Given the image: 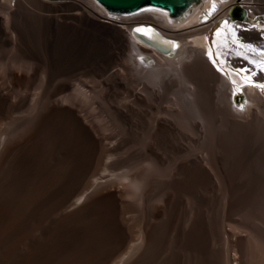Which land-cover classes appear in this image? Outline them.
Segmentation results:
<instances>
[{
    "label": "bare ground",
    "instance_id": "1",
    "mask_svg": "<svg viewBox=\"0 0 264 264\" xmlns=\"http://www.w3.org/2000/svg\"><path fill=\"white\" fill-rule=\"evenodd\" d=\"M261 15L0 0V55L17 57L0 71V264H230L225 224L264 191ZM115 137L137 149L115 157ZM263 208L241 233L264 238Z\"/></svg>",
    "mask_w": 264,
    "mask_h": 264
},
{
    "label": "rangeland",
    "instance_id": "2",
    "mask_svg": "<svg viewBox=\"0 0 264 264\" xmlns=\"http://www.w3.org/2000/svg\"><path fill=\"white\" fill-rule=\"evenodd\" d=\"M12 5H14V3L12 4ZM105 9V8H104ZM106 10V9H105ZM108 13H110L111 15L112 14H117V13H113V12H110V11H108V10H106ZM125 15V14H124ZM127 15V14H126ZM128 15H130V14H128ZM260 21L261 22H264V15H261L260 16ZM255 23V22H254ZM135 30V29H134ZM104 53L105 54H107V55H109V52H108V49H105L104 50ZM104 54V55H105ZM8 55V56H7ZM11 55V56H10ZM5 56V54L4 55H0V66H2L1 68H0V71H1V74H5V72H6V69L8 70V71H11L12 69H14L13 67H12V65H8V64H13V62H14V59H15V61L17 60L16 58V56L15 55H13V54H11V53H6V56ZM10 56V57H9ZM14 56V57H13ZM7 57V58H6ZM5 59V60H4ZM8 59H9V61H8ZM5 61L4 63L3 62H1V61ZM98 60L99 59H97V61H94L93 62V64H90V66L88 65V67H86L85 69H82V70H80V72L81 73H84V74H87L86 73V71H84V70H87V72H89V71H91V70H93L94 69V67H95V63L96 62H98ZM7 62V64H5ZM2 64V65H1ZM97 67H98V65H97ZM3 71H2V70ZM90 69V70H89ZM157 70V69H156ZM5 71V72H4ZM157 71H159V69L157 70ZM169 71V70H168ZM3 72V73H2ZM7 73V72H6ZM219 73V72H218ZM171 77L173 78V76H175L174 75V73L171 71ZM256 81H257V84H259V76H257L256 75ZM177 83H178V86L175 88V91L177 92V91H180L181 89H183V92L185 91V89H184V87H182V85L179 83V81H177V79L176 78H173ZM7 80H8V78H6V82H7ZM220 86H224V82H220ZM99 91V90H98ZM239 95H240V100L241 101H239L238 103H237V108L238 109H242L241 108V105L243 106L245 103H246V100H245V98H246V95L244 94V93H239ZM239 95H237V97H239ZM183 96L185 97L186 96V93H183ZM241 97H243V99L244 100H242L241 99ZM121 98V97H120ZM122 99V98H121ZM171 101H174L175 103H177V104H179V103H181V100H179L176 96H173V97H171ZM245 103H244V102ZM240 103V104H239ZM246 105V104H245ZM114 140V141H113ZM117 140V141H116ZM113 141V142H112ZM108 143V142H107ZM109 143H114L115 145H116V147L118 148V150L116 151V155H115V157H117V155L121 152L122 153V151H123V153L121 154H119L118 155V157H123V156H125L126 155V153H127V150L128 151H135L137 148H136V144H134V146H133V144H121L122 142H119L118 143V139L115 137V139H112L111 141H109ZM118 145H117V144ZM136 145V146H135ZM120 148H119V147ZM130 146V147H129ZM122 147H124V148H122ZM127 147V148H126ZM128 147H129V149H128ZM121 149V150H120ZM124 149H126V150H124ZM124 154V155H123ZM123 168H120V169H118V170H120V172L119 173H122L123 172V170H122ZM121 170H122V172H121ZM117 171V170H116ZM110 172V174H114V173H118V172ZM256 184V183H255ZM254 185V184H253ZM260 186V188L258 189V187ZM263 186H261V185H257L256 186V188H255V185H254V188L255 189H253V192L255 193V195L253 194L252 196H251V198H250V204H249V207H248V209H249V211L248 210H246V211H248V212H246V217H247V222H246V224L248 223H251V222H248L251 218H249V216H247V213H248V215H250V217H252V218H254V217H257V214H258V210H257V207H259V205L261 206V207H264L263 205H264V191H260V190H263V188H262ZM260 191H258V190ZM257 191V192H256ZM256 194H258L259 196H257ZM262 196V197H261ZM254 198V200H253V198ZM262 198V199H261ZM258 200V201H257ZM254 201V202H253ZM260 202V203H259ZM263 202V203H262ZM258 204V206H257V204ZM253 204H254V207H253ZM252 205V206H251ZM222 206H223V204H222ZM220 207V206H219ZM253 207V208H252ZM221 209V213H222V207H220ZM255 208V209H254ZM254 209V210H253ZM264 209V208H263ZM257 212V213H256ZM252 215H251V214ZM245 217V218H246ZM242 219V218H241ZM246 220V219H245ZM245 221H243V219H242V226H238V229L237 228H235V226H232L233 228H234V230H233V228H231V226H229V224L230 223H227L226 222V224H225V235H224V237L225 238H227L228 236V238H229V241L231 242H236V238L239 236V237H241L242 236V238L243 239H245L244 241L246 242V244H245V248L248 250L247 251V255L245 256V258L243 257L242 258V256H241V254L239 253V254H237V252L236 251H234V250H237L236 249V247H235V242L234 243H232L231 242V244L233 245L232 246V251H231V253H230V264H248V262H249V264L251 263V264H264V238H260V236H258V235H256V236H251L250 235V230H248L247 231V229L245 228V230L247 231V233H244V232H246L245 230H242V233H241V227H242V229H244L243 227H245L244 225H246L245 223H244ZM244 223V224H243ZM262 223V222H261ZM247 224V225H248ZM262 228H263V230H264V223H262ZM239 232H238V231ZM237 231V232H236ZM236 233L235 235H234V233ZM228 233V234H227ZM234 235V236H233ZM248 235L250 236V237H248ZM233 237V238H232ZM235 237V238H234ZM247 237V238H246ZM254 237H256V238H254ZM248 239V240H247ZM248 244V245H247ZM248 247V248H247ZM237 254V255H236ZM241 256V257H240ZM247 259V260H246ZM252 259V260H251ZM246 260V261H245ZM248 260H250V261H248ZM248 261V262H247ZM252 261V262H251ZM243 262V263H242ZM246 262V263H245Z\"/></svg>",
    "mask_w": 264,
    "mask_h": 264
},
{
    "label": "water",
    "instance_id": "3",
    "mask_svg": "<svg viewBox=\"0 0 264 264\" xmlns=\"http://www.w3.org/2000/svg\"><path fill=\"white\" fill-rule=\"evenodd\" d=\"M106 10L117 14H137L151 8L168 12L171 19L182 18L202 0H96ZM136 32V30H134ZM145 41V39H142Z\"/></svg>",
    "mask_w": 264,
    "mask_h": 264
},
{
    "label": "snow or ice",
    "instance_id": "4",
    "mask_svg": "<svg viewBox=\"0 0 264 264\" xmlns=\"http://www.w3.org/2000/svg\"><path fill=\"white\" fill-rule=\"evenodd\" d=\"M261 87H264V85H260ZM243 106L241 105V108H242Z\"/></svg>",
    "mask_w": 264,
    "mask_h": 264
}]
</instances>
